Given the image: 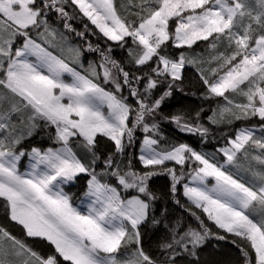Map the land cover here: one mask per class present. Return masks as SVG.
<instances>
[{
    "label": "snow or ice",
    "instance_id": "1",
    "mask_svg": "<svg viewBox=\"0 0 264 264\" xmlns=\"http://www.w3.org/2000/svg\"><path fill=\"white\" fill-rule=\"evenodd\" d=\"M70 6L125 49L131 67L114 58L111 45L90 41L86 49L67 45L65 56L59 41L68 37L51 26V13L82 39L95 34L87 24L81 32L68 23L76 18ZM197 41L214 51L206 61L170 51ZM83 51L98 53L99 63L85 68ZM203 63L209 67L197 71L204 99L224 101L208 123L257 120L226 135L218 149L223 163L166 140L157 119L206 141L211 130L202 123L203 109L194 116L162 112L164 101L182 91L176 82L185 67ZM137 129L145 134L140 169L131 158L124 163ZM0 132V211L21 233L0 224V264H177L182 253L197 257L212 233L191 207L197 226L181 231L178 224L159 245L169 259H156L141 245V225L161 223L150 215L157 196L149 182L158 175L170 177L176 203L182 187L192 207L240 238L232 242L243 264H264V0H0ZM37 133L56 146L20 147ZM25 157L28 170L21 171ZM249 157L259 167L241 163ZM78 178L86 181L79 204L65 189Z\"/></svg>",
    "mask_w": 264,
    "mask_h": 264
},
{
    "label": "trees",
    "instance_id": "2",
    "mask_svg": "<svg viewBox=\"0 0 264 264\" xmlns=\"http://www.w3.org/2000/svg\"><path fill=\"white\" fill-rule=\"evenodd\" d=\"M116 2L119 3L120 0H116ZM74 9L75 6L66 7V10L69 12V14L76 17L72 20H69L68 23H70L73 28L76 29V31L81 32L84 31V24H87L88 28L95 32V34H92V32H86L85 38L82 39L80 36H77L75 32H69L67 29H65L63 27L64 21L57 18L55 13L50 14L49 23L52 27L64 33V35L69 38L71 43L73 41L74 44H78L82 49H86L87 42L89 41L93 45L98 44L101 49H106L109 45H111L115 50L113 53L114 58L122 61L126 69L131 67L127 63V51L125 49L117 48L115 42L108 41L107 38L103 37V35L99 33L97 29H95L94 25H91V23L87 21V18H82V14L79 13L78 9H75V12ZM126 40L129 41V44L126 47L132 46L130 38H127ZM169 43H171V41H169ZM207 45V43L202 45L199 51L185 48H172L170 51H173L177 54L182 51H190L196 54L197 52L206 54L209 48L204 51L202 48L206 47ZM83 52L85 57L84 60L87 62V64H89V62L99 63L100 56L98 53L88 51ZM176 83L180 85L182 91L180 88H177L173 92V95L164 101L162 105L163 114L169 115L183 111L192 113L194 116L195 112L203 109L201 112L202 123L210 128V135L207 137L206 141H202L199 136L177 132L174 125L169 124L158 117L157 119L160 124L161 133L165 139L171 143H187L197 151L207 153L209 156L214 154L216 160L220 163H223V155L218 151V149L226 146V135L231 136L235 129L245 125L257 123L256 118H253L249 121H235L230 126L226 123H222L219 127L210 125L208 123L207 117L211 115V110L217 109V101H219L221 104L224 103L223 99L219 97L213 99H204L203 94L206 92V88L203 85V82L200 80V73L195 67H185L183 70L182 81H177ZM104 87L110 88L111 86L104 85ZM124 94L127 95V91H125ZM144 135L145 134L142 132V130L137 129L135 133L136 141L132 147L127 150L128 156L124 158V163H127V160L131 158L133 165L137 169L141 168V165L136 157L139 155V146ZM108 144H111V142H108ZM23 146L25 149L29 150L33 146L55 147L56 145H53L46 136L41 139L40 134L37 133V135L33 138L26 140ZM169 166L172 165L170 164ZM178 167L179 166H177V168ZM232 170L236 171L235 169ZM241 175H243V172H241ZM78 181L83 186L81 188L78 186H76V188L72 187V190L75 191L76 194H79L78 188L81 189L80 192L82 193L86 190V181L81 178H78ZM149 183L151 190L157 196V199L152 203L150 215L154 216L157 220H160L161 223L154 225L152 223L146 222L145 224L141 225V245L147 253L161 261L169 259L167 254L160 249L159 245L164 242L166 238L170 237V228L176 227L179 224L181 231H183L189 225L192 227L197 226V221L190 214V212L186 210V208L191 207L192 211H195L197 214L202 216L209 226L212 234L209 235L204 244L197 250V257H192L186 253H182L176 257L177 264H243L244 258L240 252V249L235 243L232 242L233 240L239 241L240 238L233 237L230 234L223 232L221 229H218L214 224H212L211 221L207 220V217L204 216L199 209L192 207L190 202L183 196L182 187L178 186L180 187V191L176 194V199H179L180 201L178 204L175 202V199H173L170 192L171 179L169 176H155ZM125 195L127 194L125 193ZM181 205H183V207ZM0 224L10 228L9 222L3 218L2 211H0ZM165 225H167V227H165ZM10 230L17 236L21 235V233L15 228H10ZM217 235H224L228 238L225 240H219L216 238ZM49 250L50 246L49 249H43L42 251L47 252Z\"/></svg>",
    "mask_w": 264,
    "mask_h": 264
},
{
    "label": "rangeland",
    "instance_id": "3",
    "mask_svg": "<svg viewBox=\"0 0 264 264\" xmlns=\"http://www.w3.org/2000/svg\"><path fill=\"white\" fill-rule=\"evenodd\" d=\"M253 2H254V0H253ZM173 23V21H170V25ZM58 32H60L59 30H58ZM33 38L34 39H37L38 41L40 40V37H38V36H36V34L35 33H33ZM128 37H126L125 39H127ZM49 39H51V37H49ZM211 39V38H210ZM113 42V41H112ZM59 43H61V44H64V46H65V52H64V55L65 56H70V54L67 52V45H72V46H79L78 44H74V42L72 41V43H71V41L69 40V38L67 39V41L65 42V41H59ZM116 43V42H115ZM208 44L209 42L208 41H197L193 46H192V48L191 49H189V48H187V47H185V49H189V50H196V51H199L200 49H201V46L202 45H204V44ZM206 49H208V47L206 46V47H203L202 48V50L204 51V50H206ZM53 51H54V53L55 54H57V55H59L60 54V52H59V49H53ZM186 52V51H185ZM186 53H188V54H190V55H193V56H196V55H199V57H201L203 60H207L209 57H211L213 54H214V51L212 50V49H210L209 48V50H208V52L206 53V54H204V53H198L197 52V54L196 53H193V52H186ZM84 52H83V55H82V57H81V60L83 61V63H84V67L85 68H87L88 67V64H87V62H85V60H84ZM211 66H215V64H213V65H211ZM187 67V66H186ZM192 67V66H191ZM198 67H202V68H204V69H207L208 67H209V65L207 64V63H203V64H197V66L195 67V68H198ZM205 75H207V71H205ZM65 79H66V81L67 82H71V78L70 77H65ZM226 95H228V93H226ZM238 99H242V98H238ZM105 112L107 111V109L106 108H104L103 109ZM2 135H4V133H2V132H0V136H2ZM34 137V136H33ZM32 137V138H33ZM26 141V140H25ZM25 141L23 142V144L25 143ZM23 144L22 145H20V147H22V148H25L24 146H23ZM27 150V149H26ZM27 158L25 157V158H22V160H21V165H23V164H25L26 163V166H25V168H21V171H26V170H28V165H29V161H28V163H27V160H26ZM25 162V163H24ZM241 163L242 164H245L246 166L248 165V164H251V166L253 167V168H257V167H259V165H257L256 164V162L255 161H251V158L249 157V160L248 161H241ZM102 165H99L98 164V168H97V170H99V167H101ZM243 176L245 177V179H251V176H250V173H246V172H243ZM74 186H78V187H82L83 185L82 184H80V182L78 181L77 183H75V184H71V185H67V186H65V189H66V191H68V190H70V194L71 195H73V198H74V201L77 203V204H79V202H80V199H84V197H83V194L82 193H80V188H78L79 189V197H78V200L76 199V192L75 191H73L72 190V187H74ZM81 194H82V196H81ZM223 231V230H222Z\"/></svg>",
    "mask_w": 264,
    "mask_h": 264
}]
</instances>
